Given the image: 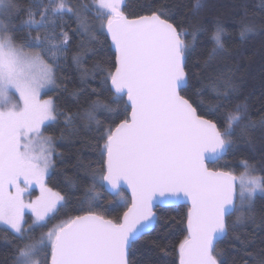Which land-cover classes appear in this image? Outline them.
Instances as JSON below:
<instances>
[{"label":"snow or ice","instance_id":"6c2138e0","mask_svg":"<svg viewBox=\"0 0 264 264\" xmlns=\"http://www.w3.org/2000/svg\"><path fill=\"white\" fill-rule=\"evenodd\" d=\"M126 6L127 0H92L76 8L70 0H29L27 7L19 0H0V224L13 234L8 242L10 264H130V249L160 219L156 209L181 202L189 207L179 264H226L218 245L238 227L255 223L264 175H255V166L242 161L245 172L237 191L232 172L208 166L210 160L227 155L237 140L250 145L255 131L264 135V116L253 119L246 101L228 109L222 124L218 119L220 110L240 93L239 65L210 81L215 103L205 108L203 99H196L203 86L196 88L186 71L192 48L186 37L195 40L197 33L207 31L205 25L192 23L189 32L173 21L164 5L149 15L129 18ZM202 6L201 0H194L193 12ZM21 11L24 18L16 24ZM69 14L76 17L77 31L89 44L100 34L110 38L112 49L91 69L84 59L89 52L97 55L94 49L81 43L73 53L81 83L99 75L100 87L110 97L105 101L92 89L96 98L78 113L58 112L53 99H41L42 93L59 86L56 72L70 37L58 21ZM257 31L255 24L244 22L239 35L246 40ZM224 33L223 25L216 23L206 67L229 54ZM98 112L112 122L105 125ZM60 117L66 130L95 128L103 142L102 163L90 169L91 184L80 200L83 214L62 220L37 239L36 229L46 228L66 203V197L45 182L55 167L54 138L45 135V129ZM34 184L40 195L25 203ZM122 184L131 190V204L122 216L107 218L93 211L98 189L119 195ZM25 209L33 216L27 227ZM257 264H264V258Z\"/></svg>","mask_w":264,"mask_h":264},{"label":"trees","instance_id":"16d2710c","mask_svg":"<svg viewBox=\"0 0 264 264\" xmlns=\"http://www.w3.org/2000/svg\"><path fill=\"white\" fill-rule=\"evenodd\" d=\"M19 2L27 7L29 0ZM201 2L203 6L198 13L193 12L194 0H127V6L123 10L129 18H134L149 15L164 5L171 10L173 21L188 28L189 32L193 30L190 26L192 23L199 22L205 25L207 31L197 33L195 40L191 35L186 37L192 45L186 71L193 78L196 88L201 86L204 88L201 96L196 99L202 98L205 108L215 103L210 81L218 72L229 67L234 68L238 64L236 77L242 80L240 93L220 110L218 119L222 124L228 109L246 101L253 119L258 120L264 116V0H201ZM91 3L92 0H70L74 8L80 4ZM92 16L93 13H89L90 19ZM23 18L24 14L21 11L15 16L14 23L19 24ZM92 22L98 27L97 21ZM244 22L255 24L258 28L256 34L250 35L246 40H242L239 35L241 24ZM58 23L65 25L64 30L69 33L68 52L66 57L60 59L61 67L56 72L59 86L47 91L43 96L54 100L58 112L71 113L82 112L91 100L96 98L92 94V89L101 93L105 101L109 100L108 93L100 87V76L93 78L89 75L87 83L82 84L80 71L71 60L73 53L83 43L98 53L92 55L89 52L84 59V66L91 69L94 62L111 55L112 49L107 37L97 34V41L89 44L87 36L77 31L76 17L71 14L65 15ZM216 23L222 24L225 29L223 40L229 54L218 57L206 67L204 61L213 47L211 34ZM81 89L78 96L72 94L74 90ZM97 118L105 125L112 122L107 119L104 112H98ZM45 135L52 136L55 144V167L50 170L45 182L48 187L64 195L66 203L46 228L36 229L34 235L37 239L42 232H46L61 220L83 214L80 200L91 184L90 169L99 168L102 163L99 146L103 142L99 140V133L95 128L88 130L79 126L77 129L66 130L63 117H60L57 122L45 129ZM245 160L255 166L256 175H264V135L261 134V130L253 133L250 145L237 140L227 155L208 166L212 169L230 171L238 176L245 172L242 167V161ZM98 190L100 197L94 202L93 211L107 218L115 219L122 216L129 205L127 194L122 191L119 195L111 196L103 189ZM187 211V207L183 205L156 209L160 219L154 228L130 249L128 255L130 264H179L178 246L186 237ZM30 224V218L26 216L25 227ZM235 236H239L240 239H235ZM12 239L11 231L0 226V264H10L12 249L8 242ZM241 241L247 243V248L242 246ZM218 250H223L226 264H257L259 259L264 258V197L258 196L256 199L255 223L248 222L238 227L235 232H230L229 239L220 243Z\"/></svg>","mask_w":264,"mask_h":264},{"label":"rangeland","instance_id":"374dc122","mask_svg":"<svg viewBox=\"0 0 264 264\" xmlns=\"http://www.w3.org/2000/svg\"><path fill=\"white\" fill-rule=\"evenodd\" d=\"M53 89V88H52ZM52 89H49V90H47V91H50V90H52ZM46 91V92H47ZM44 94L42 93V95H41V99H49V97H44L43 96ZM244 174V172L241 174V175H238V176H236V178H237V191H239V181H240V179H241V177H242V175ZM255 174V173H254ZM256 175V174H255ZM40 195V190H39V186L38 185H33L29 190H28V192L25 194V197H24V200H25V203H28L30 200H34L37 196H39ZM26 216H29V218H30V222H31V224H32V221H33V216H32V213H31V211L29 210V209H25L24 210V221H25V218H26ZM62 221V220H61ZM60 221V222H61ZM60 222H58V223H60ZM57 223V224H58ZM0 226L1 227H5V228H7V226H5V225H2V224H0Z\"/></svg>","mask_w":264,"mask_h":264},{"label":"water","instance_id":"95a60500","mask_svg":"<svg viewBox=\"0 0 264 264\" xmlns=\"http://www.w3.org/2000/svg\"><path fill=\"white\" fill-rule=\"evenodd\" d=\"M107 39H108L109 44H110V38H107ZM125 99H126V98H125ZM219 160H220V159H219ZM217 161H218V160H216V161L213 163V162L210 160V161L208 162V165L215 164ZM121 187H122V189H123V192H125V193L127 194L128 198H129V205H128V206H130V204H131V190L128 189L127 185H125V184H122ZM103 190H104L106 193H108L109 195H111V196H115V195H117V194H115V193L113 192V190H111V189H107V190L103 189ZM179 205L186 206L187 209H188V207H189L187 204L181 202V203L164 204V205H161V206L158 207V208H166V207H173V206H179ZM158 208H157V209H158ZM126 210H127V208H126ZM126 210H125V211H126ZM186 236H187V217H186Z\"/></svg>","mask_w":264,"mask_h":264}]
</instances>
